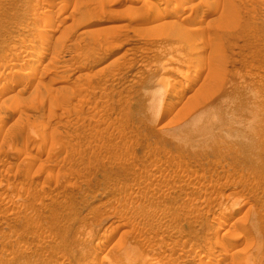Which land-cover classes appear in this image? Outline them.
<instances>
[{"label":"rangeland","instance_id":"obj_1","mask_svg":"<svg viewBox=\"0 0 264 264\" xmlns=\"http://www.w3.org/2000/svg\"><path fill=\"white\" fill-rule=\"evenodd\" d=\"M164 1L0 0V264H264V0Z\"/></svg>","mask_w":264,"mask_h":264},{"label":"bare ground","instance_id":"obj_2","mask_svg":"<svg viewBox=\"0 0 264 264\" xmlns=\"http://www.w3.org/2000/svg\"><path fill=\"white\" fill-rule=\"evenodd\" d=\"M164 1V0H163ZM174 1V0H173ZM192 1L193 0H176V2H177V4L174 6V8H172L173 9V11L172 12H174L175 10L177 11V10H179L180 12L181 11H183V10H185L186 8H188V9H191V10H193L192 9V7L193 6H196L195 4L194 5H192L193 3H192ZM42 2V1H41ZM165 2V1H164ZM175 2V3H176ZM150 3V2H149ZM166 3V2H165ZM169 3H170V1H169ZM164 4V3H163ZM198 5V4H197ZM64 6H65V3H61V6H60V9H63L64 8ZM147 6H150V4L148 5V3H147ZM146 6V7H147ZM152 6V5H151ZM150 6V7H151ZM149 7V8H150ZM40 8V7H39ZM65 8H66V6H65ZM59 9V10H60ZM187 10V9H186ZM35 11V10H34ZM60 11H62V10H60ZM190 11V10H189ZM71 13V12H70ZM81 14V13H80ZM146 14H148V13H146ZM188 15V14H187ZM186 16V15H185ZM68 17V16H67ZM72 17H74V16H72ZM70 18V19H73V18ZM184 18V17H183ZM185 20H186V18H184ZM183 19V20H184ZM224 19V20H223ZM222 19V23L223 24H229V22H230V18L229 17H226V18H223ZM44 21V20H43ZM48 22V21H47ZM50 22V21H49ZM169 22V24H172V25H170L169 26V31H172V30H174L175 29V35L178 37L177 38V40H178V45L176 46V47H172L173 49H175V50H180L181 48H184V47H186L187 46V49H190V50H193L194 52H197L198 51V49H195L196 47H195V43L194 42H190V41H188L187 39V37H186V31L184 30V29H181L180 28V26H179V24H176L175 25V23H173V22H171L170 20L168 21ZM53 23V21H51V24ZM46 24V23H45ZM53 25V24H52ZM174 25V26H173ZM47 26V25H46ZM50 27H51V25H50ZM57 27V26H56ZM49 28V27H48ZM42 29V28H41ZM44 29V28H43ZM43 29H42V31H43ZM54 29V28H53ZM55 30V29H54ZM39 31H40V29H39ZM41 32V31H40ZM44 39V38H43ZM180 42H181V48H180ZM34 45V44H33ZM31 46V45H30ZM20 49V48H19ZM40 49V48H39ZM25 50V49H24ZM28 52V51H27ZM32 52V51H31ZM30 53V52H29ZM16 55V57L18 58V59H21L20 57H22L24 54H23V51H17L16 53H15ZM181 54H178L177 56L180 58V57H182V58H184V56H180ZM30 56V55H29ZM193 60H194V57H193ZM30 61V60H29ZM194 63H196L195 61H193ZM31 63V62H30ZM14 64V63H13ZM29 64V63H28ZM32 64V63H31ZM11 66V65H10ZM29 66V65H28ZM30 66H32V65H30ZM33 67H35V66H33ZM33 67H32V69H33ZM28 69V68H27ZM166 70H167V68H165ZM14 70V69H13ZM23 70V69H22ZM165 70V71H166ZM201 70L202 69H200V67H197V66H194V68H192L191 70H187L186 72H184V71H178L177 73H176V75L181 79H185V78H189L190 76H192V75H197L198 73H200L201 72ZM16 71V70H15ZM14 73H16V72H14ZM18 73V72H17ZM19 73H20V71H19ZM23 73V72H22ZM196 73V74H195ZM30 74V73H29ZM25 75H28L27 73H23V74H21V76L22 77H24ZM29 76V75H28ZM21 77V78H22ZM26 78V77H25ZM32 78V77H31ZM166 78V77H165ZM178 90H179V92L180 93H178V95H177V97H178V100L179 99H181L182 98V94H181V89L180 88H177ZM3 90V89H2ZM3 92V91H2ZM177 102H179V101H176V103ZM178 104V103H177ZM11 117V116H10ZM10 117H9V114H5L4 116H3V121L2 122H7L8 121V119H10ZM1 122V123H2ZM5 123H3V124H5ZM2 124V125H3ZM222 217V216H221ZM218 218V217H217ZM219 221H220V219H219ZM223 246V245H222ZM221 246V247H222ZM223 248H224V246H223ZM210 249V248H209ZM198 250V249H197ZM196 250V251H197ZM223 250H226L225 248L223 249ZM195 251V252H196ZM215 251V250H214ZM198 252V251H197ZM200 252V251H199ZM212 253V252H211ZM198 254V253H197ZM250 262V261H249ZM204 263V262H203ZM246 264V263H245Z\"/></svg>","mask_w":264,"mask_h":264}]
</instances>
